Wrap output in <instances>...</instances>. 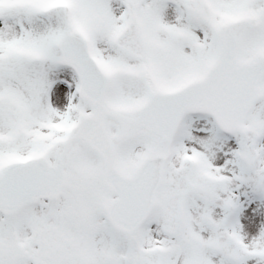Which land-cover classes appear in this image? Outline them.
<instances>
[{
    "label": "snow or ice",
    "instance_id": "snow-or-ice-1",
    "mask_svg": "<svg viewBox=\"0 0 264 264\" xmlns=\"http://www.w3.org/2000/svg\"><path fill=\"white\" fill-rule=\"evenodd\" d=\"M0 264H264V0H0Z\"/></svg>",
    "mask_w": 264,
    "mask_h": 264
}]
</instances>
